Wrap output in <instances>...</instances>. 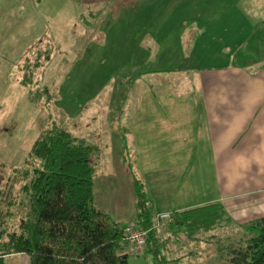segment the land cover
<instances>
[{"label":"crops","instance_id":"0c3cea01","mask_svg":"<svg viewBox=\"0 0 264 264\" xmlns=\"http://www.w3.org/2000/svg\"><path fill=\"white\" fill-rule=\"evenodd\" d=\"M72 1L80 29H87L83 3ZM30 2L0 0V93L9 86L7 78L13 73H17L18 85L29 86L22 81L27 56L39 36L33 33L35 24L51 19L39 16L41 0H33V7ZM262 9L252 0H216L213 7L198 8L199 20L183 26L180 33L184 37L181 61L190 63L166 73L139 75L145 85L125 129L131 146L117 153L113 168L96 174L103 178L98 188L94 174L96 210L123 226L136 222L134 189L123 162L130 149L133 162L129 164L144 183L152 217L162 212L174 217L218 205L227 220L242 230L264 218ZM224 59L217 65L192 63ZM27 100L35 105L31 90ZM103 181L109 187L114 184L113 190L103 189ZM182 228L177 227L178 231ZM173 231L170 224H164L157 236L158 252L148 251L142 257L150 255L158 261ZM166 252L163 264H188L185 255L191 250L178 243ZM212 253V249L206 251L208 257ZM4 264H29V258L9 255Z\"/></svg>","mask_w":264,"mask_h":264},{"label":"rangeland","instance_id":"374dc122","mask_svg":"<svg viewBox=\"0 0 264 264\" xmlns=\"http://www.w3.org/2000/svg\"><path fill=\"white\" fill-rule=\"evenodd\" d=\"M215 3L216 0H83L82 14L89 26L80 29L72 0H41L39 16L51 19L35 24L33 33L39 36L34 34L37 43L27 56L28 66H24L27 74H33L32 83L18 85L17 73H13L7 78L9 86L0 93V164L22 168L38 135L57 127L92 149L96 188L101 186L102 175L96 174L113 168L117 153L131 146L125 129L145 85L139 75L166 73L190 63L181 61V28L199 20L198 8L213 7ZM252 3L264 11V0ZM193 10L194 14H189ZM224 62L225 59L192 63L202 66ZM30 90L32 98L40 94V104L27 100ZM127 160L133 162L130 149ZM6 179V175L0 176V194L7 187ZM102 184L107 192L114 188V184ZM22 185L23 182L15 186L17 204L11 209L8 225L11 232H18L28 211L27 197L19 192ZM212 213L210 217L203 215L207 217L203 228L191 230L184 226L178 231L177 226L173 227L175 235L165 250L161 248L159 260L166 259V251L181 243L184 250H191L185 255L188 264H230V253L247 232L231 219L228 221V216ZM219 244L223 247L221 259L216 252ZM209 249L214 254L211 257L206 255ZM128 256L127 264L159 262L150 255Z\"/></svg>","mask_w":264,"mask_h":264},{"label":"trees","instance_id":"16d2710c","mask_svg":"<svg viewBox=\"0 0 264 264\" xmlns=\"http://www.w3.org/2000/svg\"><path fill=\"white\" fill-rule=\"evenodd\" d=\"M44 53L47 57V51ZM32 77L25 72L22 83L31 84ZM36 95H31L35 104L40 101V94ZM91 150L64 130L53 127L38 135L22 168L0 164V176H7V187L0 194V264H4L6 256L15 254H25L29 264L127 263L123 225L94 207ZM123 158L134 189L136 222L150 229L154 217L144 183ZM22 182L19 192L27 197L28 211L18 232H11L8 225L11 209L17 204L15 186ZM215 211L222 214L218 205L189 210L174 215L170 226L200 229ZM205 213L207 217L203 216ZM244 230L246 238L230 253L231 264H264V218ZM157 236L155 231L149 233L145 253L158 252ZM220 246L216 252L221 259Z\"/></svg>","mask_w":264,"mask_h":264},{"label":"built area","instance_id":"2783aa9c","mask_svg":"<svg viewBox=\"0 0 264 264\" xmlns=\"http://www.w3.org/2000/svg\"><path fill=\"white\" fill-rule=\"evenodd\" d=\"M174 222L173 215L169 212H162L154 216V225L150 229H144L138 222L125 225L123 228L122 241L127 247V254L142 257L145 253V246L148 235L151 231L161 233L164 224Z\"/></svg>","mask_w":264,"mask_h":264},{"label":"water","instance_id":"95a60500","mask_svg":"<svg viewBox=\"0 0 264 264\" xmlns=\"http://www.w3.org/2000/svg\"><path fill=\"white\" fill-rule=\"evenodd\" d=\"M125 226H123V228H124Z\"/></svg>","mask_w":264,"mask_h":264}]
</instances>
